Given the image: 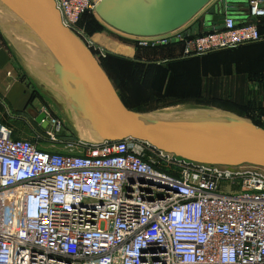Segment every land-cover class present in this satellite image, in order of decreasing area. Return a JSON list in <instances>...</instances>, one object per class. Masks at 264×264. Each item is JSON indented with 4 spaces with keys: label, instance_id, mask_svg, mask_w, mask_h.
Segmentation results:
<instances>
[{
    "label": "built area",
    "instance_id": "1",
    "mask_svg": "<svg viewBox=\"0 0 264 264\" xmlns=\"http://www.w3.org/2000/svg\"><path fill=\"white\" fill-rule=\"evenodd\" d=\"M54 1L63 25L101 56L78 27L92 1ZM245 2L250 17L264 16V0ZM130 38L180 42L192 56L260 35L224 16L210 31ZM41 144L0 121V264H264V168L198 163L133 139L78 153Z\"/></svg>",
    "mask_w": 264,
    "mask_h": 264
},
{
    "label": "water",
    "instance_id": "2",
    "mask_svg": "<svg viewBox=\"0 0 264 264\" xmlns=\"http://www.w3.org/2000/svg\"><path fill=\"white\" fill-rule=\"evenodd\" d=\"M2 1L55 57L59 64L55 77L75 95L78 108L89 120L98 140L133 139L198 163L264 168L263 128L224 111L216 119L165 123L133 111L123 105L88 44L63 25L54 0ZM91 1L105 26L136 37L182 27L198 12V20L187 32L210 31L224 16L232 17L235 2L239 3V0H217L215 4H211L213 0ZM34 120L46 127L49 117L41 111Z\"/></svg>",
    "mask_w": 264,
    "mask_h": 264
},
{
    "label": "crops",
    "instance_id": "3",
    "mask_svg": "<svg viewBox=\"0 0 264 264\" xmlns=\"http://www.w3.org/2000/svg\"><path fill=\"white\" fill-rule=\"evenodd\" d=\"M216 2L217 0H213L211 4H215ZM198 17L199 16L187 22L181 29H190L196 23ZM232 17L236 23L253 22L259 25L260 40H258L254 46L245 44L235 49H239L238 51L241 53H248L251 49L257 50V55L251 54L249 56L250 58H256V60L260 62L263 61V64L260 66L255 65V61L253 59L251 60L249 56V62L241 68L238 67L236 60L226 61L224 63L219 61L213 65L211 71H207L205 75L202 76L199 95L203 100L209 102L206 106L223 110L236 109L242 112L248 111L251 113V116H257L259 120L263 122L260 116L264 115V83H259L256 81L255 77L260 74L264 75V22L258 17H250L247 14V10L239 5L238 2H235V9L232 12ZM102 31L92 33V35L88 36L92 45H98L95 47L101 49V56L107 52L123 57L129 62H138L145 67L154 65L164 68H166L169 63L187 60L186 58H181V56H183L181 54V44L157 49H137L132 43L125 42L122 39L130 38V36L125 34L116 35L118 38L116 37L117 39H114L115 43L106 44L110 48L106 47L107 49H104L100 46L98 40L93 39L95 34L102 35L106 33L105 35L109 37V33L107 34V32ZM199 31L200 30H198V32ZM113 33H110V35ZM1 37L0 34V121L12 128L14 137L32 139L35 132L34 130L32 131L33 127L31 126L29 118L35 125H38L34 120L37 113L33 112L34 110L32 108L35 92L26 83L19 80L18 70L16 69L11 55L12 51L8 48V44L4 42V38L2 39ZM122 50H124L123 53ZM214 57L215 56H210L208 59H213ZM239 57L243 60V55ZM97 60L99 61V56ZM100 66L113 85L112 76L114 74V67L108 61L102 62ZM113 87L117 92L116 85H113ZM123 105L129 106L126 103Z\"/></svg>",
    "mask_w": 264,
    "mask_h": 264
},
{
    "label": "rangeland",
    "instance_id": "4",
    "mask_svg": "<svg viewBox=\"0 0 264 264\" xmlns=\"http://www.w3.org/2000/svg\"><path fill=\"white\" fill-rule=\"evenodd\" d=\"M229 5L232 6L233 4L229 3ZM239 5H241L245 10H247V6H246L245 1L239 0ZM198 15H199V12L196 16H194L193 19H195ZM96 24L99 26L100 25L105 26L104 23L99 19V17L93 11V12L89 13L88 16H86L85 18H83L79 22L78 27H79V29H82L85 36L88 37L89 36L88 26L90 25L93 28L96 26ZM102 32H107V34L109 33V37L105 35L106 33L102 34V35L95 34L93 36L94 37L93 39L98 40L99 41L98 43L104 49L110 48L106 44L115 43L114 39L118 38V36H116V35H118V34L122 35V33H119V32H117V31H115L112 28L107 27V26L104 27V31H102ZM110 33H113V34L110 35ZM0 34L2 36L1 37L2 39L6 35V34H4V32H2V33L0 32ZM7 39H8V37L7 38L5 37L4 42L8 44V48L11 49L12 53L13 54L15 53L14 56L12 53H11V55H12V58L14 60L16 69L18 70L19 80L26 83L35 92V99L32 102V108L34 110L33 112H35V113H39L41 111L45 112L46 114H48L52 118L59 119L61 122L60 127L57 129L58 130L57 131V130H55V127L52 125H47L46 127H42V125L39 123H38V125H35L32 122V120L29 118V120L31 122V126L33 127L32 131L34 130V132H35L33 135L34 137L32 139L39 137V139L41 140V143H42L41 144L42 147L49 149V150H55V151H60V152H64V151L75 152V153L80 152L81 151V144L90 143V141L82 140L79 137V136L83 135L80 131L77 130V133H76V129L73 125V121L66 112V108H68L69 104L66 102V100H65L66 98L62 93L63 92L62 90H64V89L61 86L60 82L55 77V80H53V83H55L53 89H50L49 86H47L45 83H40L41 81L39 80V77L37 75H35V74L32 75L31 73H29L28 71H26L24 69V67H23L24 58H23L22 53L16 48V46L9 39L8 40ZM101 41H102V43H101ZM94 46H98V45L94 44L92 47H94ZM123 52H124V50H122V53ZM15 55H16V57H15ZM93 55H94V53H93ZM95 58H96V56H95ZM119 63H121V61ZM121 71H122L121 66L120 67H118V66L114 67V74L112 76L113 77V85H116V87L118 89L119 85L123 84V87L125 89L124 92L126 94L125 103L127 105H129V107H131L129 109H131L133 111L142 112V113L146 112L148 114H152L155 111H157L158 109H161V108L164 109V108L173 107V106L175 107V106L185 105V106L197 107V108L198 107H204V105L201 106V104H203L204 102L200 97L193 99V102H190V104L189 103L170 104V103H172V101H174L175 98L172 97V92H169L166 89L164 82H160V84L158 86V82L155 80L148 81L146 79H142L140 82L136 81V82L127 84L124 80V77L121 74ZM167 94L169 96H166ZM185 100L186 99H184V101ZM136 102L141 103V105H139V106L135 105ZM191 103L192 104L198 103V104L192 105ZM205 107L211 108L210 106H205ZM75 109L78 111V109H80V108L77 107ZM211 109H215L218 112L224 111V112L234 114L233 112H231L229 110L218 109L216 107L211 108ZM82 114L83 113L80 111L81 116H82ZM234 115H237V114H234ZM237 116H240V115H237ZM240 117H243V116H240ZM243 118H247L251 122L253 121L251 119L252 117L250 118V117L244 116ZM86 125L89 127L91 124L88 121V124H86ZM49 131H51L54 135L53 140H51L50 139L51 136L47 134V132H49ZM77 134L79 136H77ZM82 137H85V136L83 135Z\"/></svg>",
    "mask_w": 264,
    "mask_h": 264
},
{
    "label": "trees",
    "instance_id": "5",
    "mask_svg": "<svg viewBox=\"0 0 264 264\" xmlns=\"http://www.w3.org/2000/svg\"><path fill=\"white\" fill-rule=\"evenodd\" d=\"M88 16V14H83L80 21ZM262 22H264V16L258 17ZM91 25V24H90ZM89 25V26H90ZM256 28L258 33H260L259 25L256 23ZM88 31L89 35H92V33L95 32H101L104 30V27L102 25H97L95 27H89ZM125 42L132 43L135 48L141 49V48H149V49H157V48H164V47H170L174 45L181 44L180 42H170L163 45H154V46H140L136 43L135 40L131 38H122ZM260 40V39H258ZM252 41V42H246L244 44H239L233 47H227V48H221L216 50H211L208 52H205L203 54L199 55H192V56H181V58H186V61H180L177 63H169L166 68L164 67H158L154 65H149L148 67L144 66L143 64H140L138 62H132L127 61V59H124L123 57L107 53L105 52L103 56H99V65L104 61L109 62L113 67H122L121 74L124 77V80L127 84L133 83V82H140L142 79H146L148 81L155 80L158 82V86L160 82L165 83V87L169 92H172V97H174V101L170 104L174 103H189L193 102V99L195 98H201L200 94V82L202 79V76L205 75L207 71H211V68L213 65H215L217 62L224 63L226 61H232L236 60L238 63V67L241 68L242 66L246 65L249 62V58L251 54L257 55L258 51L255 49H251L248 53L246 52H239V49H235L237 47L243 46L245 44L254 46L256 42L258 41ZM182 46V45H181ZM92 50V53H95V51L90 47ZM230 50V51H229ZM264 50V49H263ZM228 52V53H225ZM243 55V60L239 56ZM210 56H215L213 59H208ZM249 56V58H248ZM180 58V57H179ZM120 59V60H119ZM255 61V65H262L263 61L260 62L259 60H256V58H250ZM101 61V62H100ZM121 61V63H119ZM256 81L259 83H264V75L260 74L259 76L255 77ZM117 94L123 104H125V89L122 85H119L117 89ZM33 94V93H32ZM166 96H169L168 94ZM33 97V96H32ZM184 99H186L184 101ZM203 100V99H202ZM203 104L201 106L208 105L207 100H203ZM192 104V103H191ZM192 104V105H197ZM135 105L139 106L141 103L136 102ZM127 107V106H125ZM131 108V107H127ZM234 109V108H232ZM249 109V108H248ZM237 115L240 116H248L252 117V122L261 128L264 129V122H261L257 116L252 115L248 111H237L236 109L231 110L227 109ZM250 110V109H249ZM249 113V114H248Z\"/></svg>",
    "mask_w": 264,
    "mask_h": 264
},
{
    "label": "bare ground",
    "instance_id": "6",
    "mask_svg": "<svg viewBox=\"0 0 264 264\" xmlns=\"http://www.w3.org/2000/svg\"><path fill=\"white\" fill-rule=\"evenodd\" d=\"M0 32H4V34L7 35H3L4 38L8 37L22 53L24 58V69L32 75H37L41 81L40 83H45L50 89H53L55 84L53 80H55L56 72L59 69L58 62L44 43L36 37L23 20L2 0H0ZM62 91L66 98V102L69 104L68 108H66V112L73 121L76 133L78 130L85 137H82V134V136L78 134L77 136L85 141H98L97 137H95L92 132L91 125L89 127L86 125L89 120L86 119L84 115H80L81 109H78V111L75 109L78 107L75 95L66 89ZM144 114L163 123L175 120L203 121L220 118L221 116L220 112L215 109L208 107L197 108L185 105L167 107L164 109L161 108L152 114L146 112Z\"/></svg>",
    "mask_w": 264,
    "mask_h": 264
}]
</instances>
